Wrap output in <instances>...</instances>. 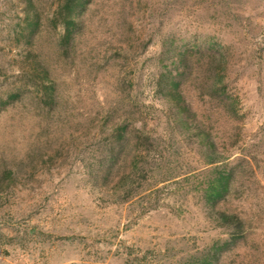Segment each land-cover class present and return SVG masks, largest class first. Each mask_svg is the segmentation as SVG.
I'll return each instance as SVG.
<instances>
[{"label": "rangeland", "instance_id": "1", "mask_svg": "<svg viewBox=\"0 0 264 264\" xmlns=\"http://www.w3.org/2000/svg\"><path fill=\"white\" fill-rule=\"evenodd\" d=\"M56 2L0 0V264L200 262L232 235L216 220L224 208L244 232L219 264H264V0H94L76 58L54 47ZM87 66L106 94L89 114ZM170 97L190 105L223 158L208 164L196 137L173 127ZM112 123L139 143L106 178L94 155ZM238 157L251 159L245 186L207 205L213 168Z\"/></svg>", "mask_w": 264, "mask_h": 264}, {"label": "trees", "instance_id": "2", "mask_svg": "<svg viewBox=\"0 0 264 264\" xmlns=\"http://www.w3.org/2000/svg\"><path fill=\"white\" fill-rule=\"evenodd\" d=\"M92 1L94 0H57L52 17L53 27H60L59 34L57 35L56 41L54 43L56 52L61 53L65 57L71 56L73 58H76L78 56L77 48L79 47L82 35L86 31V29L91 28V25H89V7ZM37 25V20H33L28 24V26L32 28V30H30L29 32V36L34 33L33 30L37 27ZM94 28L95 26L91 29L94 30ZM167 46L168 47L166 48H162V57L172 52L169 45ZM172 59L173 62L183 64L184 61H187V56L179 52L174 53V55H172ZM38 61L37 64L40 69L38 68L39 70L36 76H38L40 79H48L51 76V71L49 70L50 65L48 63L39 64ZM87 61L88 59L86 56V64ZM87 68L88 69L86 70L85 75L82 76V82L84 83V85L81 90V96L86 99V102L89 105L86 107L96 106L95 108H97H86L85 113L89 114V112H91L92 110H102L106 94L102 93V95H99L92 88L93 83L95 82L91 70L93 68H90L89 66H87ZM71 70L74 72V75H77V71L75 70V68H71ZM217 80H219V77ZM50 83L51 84L49 86L44 88V95H47L49 99L51 98L53 100L54 96H56L57 94L56 89L54 88V81L52 80V82ZM121 84L122 82L120 83V85ZM171 84L173 87H176L177 85L175 81H171ZM213 85V87H216L217 83H214ZM98 95L99 98L97 97ZM166 101L168 103L169 110L172 109L170 114L173 122V127L176 128V130L181 131V133H186L187 138L196 137L199 145H203L205 147V162H207L208 164H213L218 162L220 158H223L221 157L220 152L217 149L216 143L209 139L208 136H205V134L203 133L201 127L202 123H191V115L194 116V114L190 105L179 100L173 101L171 97L167 98ZM97 105L100 106L97 107ZM112 109L114 108H111V110ZM115 126L116 125H113V123L111 124V126L103 125V127L101 128V134L105 132L104 130H107L105 133L106 140L104 141V143L99 145L101 154L98 152L94 155V157L98 159V165L101 168H105L103 169L105 172L104 176L106 178L111 174V168L114 163H116L115 161L120 158V152L122 151L125 156H131V154H133L136 150V147L139 143V136H136L135 132H133L127 124L118 125V127ZM140 142L142 143L143 141L141 140ZM260 145L262 147L264 146V138L258 143L257 146ZM250 163V158L238 157L236 159L235 166H232L228 169H221L220 166L214 167V171L207 179L206 185L202 190V197L205 200V203L209 206L211 205L214 207L215 204L230 199L232 193V195H234L235 193H237L236 191H238L240 188H243L245 186V179L249 178V176H247V169H249ZM134 168L135 170H138L137 167ZM6 171L9 172L8 170ZM129 179L130 175H126L121 179V184L122 186H124V189L125 187L128 188L127 185L129 183ZM215 214L216 220H218L219 222L218 224L228 229L231 228L230 233H232V235L229 239L221 242H216L212 247V251L207 252L206 255L200 260V262L195 261L188 264H219L218 252L223 248H227L231 243H233L235 237H239L240 234H243V219L232 212L230 208H224L222 210H219Z\"/></svg>", "mask_w": 264, "mask_h": 264}]
</instances>
